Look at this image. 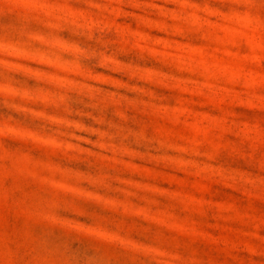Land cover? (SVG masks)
<instances>
[{
    "label": "clouds",
    "instance_id": "obj_1",
    "mask_svg": "<svg viewBox=\"0 0 264 264\" xmlns=\"http://www.w3.org/2000/svg\"><path fill=\"white\" fill-rule=\"evenodd\" d=\"M0 264H264V0H0Z\"/></svg>",
    "mask_w": 264,
    "mask_h": 264
}]
</instances>
